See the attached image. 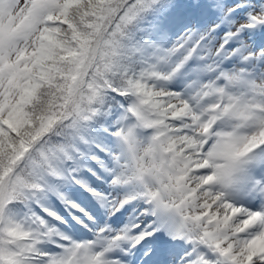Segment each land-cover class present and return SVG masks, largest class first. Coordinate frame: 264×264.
<instances>
[{
	"label": "snow or ice",
	"instance_id": "snow-or-ice-1",
	"mask_svg": "<svg viewBox=\"0 0 264 264\" xmlns=\"http://www.w3.org/2000/svg\"><path fill=\"white\" fill-rule=\"evenodd\" d=\"M0 264H264V0H0Z\"/></svg>",
	"mask_w": 264,
	"mask_h": 264
}]
</instances>
